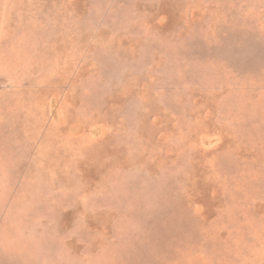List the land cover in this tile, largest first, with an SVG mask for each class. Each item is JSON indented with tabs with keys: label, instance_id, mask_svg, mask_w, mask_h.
I'll return each mask as SVG.
<instances>
[{
	"label": "rangeland",
	"instance_id": "obj_1",
	"mask_svg": "<svg viewBox=\"0 0 264 264\" xmlns=\"http://www.w3.org/2000/svg\"><path fill=\"white\" fill-rule=\"evenodd\" d=\"M0 264H264V0H0Z\"/></svg>",
	"mask_w": 264,
	"mask_h": 264
}]
</instances>
